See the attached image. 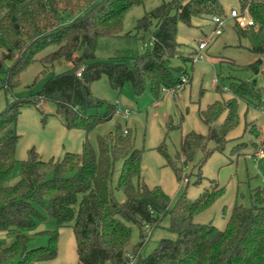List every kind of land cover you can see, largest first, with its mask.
<instances>
[{"label":"trees","instance_id":"1","mask_svg":"<svg viewBox=\"0 0 264 264\" xmlns=\"http://www.w3.org/2000/svg\"><path fill=\"white\" fill-rule=\"evenodd\" d=\"M144 1L0 0V47L7 48L0 58L1 88L12 91L21 72L48 47L56 50L45 60L59 65L72 63L70 69L49 78L42 90L0 112V234L5 235L0 238V264H41L55 259L59 230L66 226L75 234L78 264H129L126 255L132 225L138 226L141 235L133 247V264H264L263 191H255L250 207L236 204L224 230L212 223H196L194 218L215 204L223 188L212 181L199 198L191 200L185 192L170 209L169 195L160 187L150 188L142 179L141 153L131 131L125 132L119 123L114 132L97 137V148L86 140L80 153L68 152L62 160L45 161L35 149L26 160L16 158V126L24 106L39 109L40 103L50 102L65 128L89 133L119 113L116 104L92 93V83L103 76L119 91L130 82L137 95L144 93L150 82L157 99L163 90L175 91L185 85L175 78L170 64L176 57L192 61L191 56L180 53L178 26L191 27L194 18L226 17L223 5L219 0L164 2L137 22V30L150 36L144 53L129 61H98L94 52L97 39L120 36L125 13ZM245 9L255 26L236 25L237 34L247 38L249 50L259 56L251 65L259 73L264 56V1L242 0L241 10ZM183 73L186 77L187 70ZM237 86L231 85V99L217 100L200 111L208 134H186L178 156L192 161L201 151L204 163L214 152L225 151L228 135L239 125L240 102L249 98L264 101V88H257L256 80ZM103 106L107 111L102 116L88 112ZM224 116V122L216 124ZM211 141L216 145L213 149L209 148ZM235 150L240 152L237 146ZM158 151L182 181L183 171L165 143ZM118 161H123L118 180V188L126 196L123 202L117 200L113 188ZM166 216L177 238L162 239L149 256L141 258L149 237L145 225L157 227ZM51 223L55 224L53 229L39 230L40 225ZM40 238H46L47 243L38 244Z\"/></svg>","mask_w":264,"mask_h":264},{"label":"rangeland","instance_id":"2","mask_svg":"<svg viewBox=\"0 0 264 264\" xmlns=\"http://www.w3.org/2000/svg\"><path fill=\"white\" fill-rule=\"evenodd\" d=\"M168 1L171 0H146L128 10L123 17V33L120 36L97 39L94 49L97 60L109 62L113 58H121L129 61L144 53L150 36L149 33L137 30V22L146 13ZM219 1L227 16L233 9L241 11L242 0ZM214 28L211 16L194 18L191 27L179 24L177 41L181 45V55L192 56L201 42H207L208 46L203 52L204 58L197 63L183 61L179 57L171 60L175 78L182 79L183 71L187 70L185 75L188 83L175 91L163 90L159 99L153 95L150 82L141 95L135 93L130 82L120 91L115 90L106 76L92 83L94 96L108 104H116L120 112L112 120L97 125L89 133L65 128L62 119L55 114V106L50 102L40 103L39 109L33 105L24 106L16 126V158L19 161L26 160L30 150L35 149L45 161L52 158L62 160L68 152L80 153L86 140L97 148V137L114 132L116 124L119 123L125 132L131 131L135 146L141 153L142 179L150 188L160 187L169 195L170 209L185 192L188 198L196 200L205 188H210L212 181H216L223 188V194L215 204L198 214L194 221L200 224L212 223L224 230L236 204L250 207L255 191L264 192V156L257 159L254 155L264 146V101L258 102L249 98L240 102L239 125L228 135L224 152H214L204 163V153L201 151L192 161L178 156V153L186 134L192 131L208 134L209 127L200 118L201 110L217 100L226 102L231 99L232 84L239 86L245 81L256 80V87L264 88V73L261 65L259 73L252 70L251 65L259 56L249 50L250 41L247 38L238 36L233 19L228 18L223 34L219 37L212 38ZM6 50V47H0V58ZM54 50L56 47L52 46L39 52L35 62L21 72L20 82L12 91L1 88L0 80V112L8 104L42 90L49 78L72 67L69 62L59 65L45 60L46 55ZM6 67H10V62L6 63ZM218 87L221 92L217 91ZM106 111L107 107L103 106L88 112L102 116ZM224 119L225 116L216 124L220 125ZM163 143L172 159L182 169V181L178 180L174 170L166 165L167 160L158 151ZM215 146L213 141L209 143L210 149ZM235 146L239 147V153L234 151ZM122 167L123 161H118L113 176L114 193L119 202L126 199L123 190L118 188ZM18 176L17 170L14 179L17 180ZM185 179L188 182L185 183ZM170 225V217L166 216L159 226L152 228L141 249V258L149 256L162 239L177 238V234L170 230ZM46 227L53 229L55 224L40 225L39 230ZM4 237L5 235L0 234V238ZM140 241V229L132 225L127 254H132L133 247ZM37 243L46 244V238H40ZM57 250L55 259L41 264L79 263L75 234L71 226L59 230Z\"/></svg>","mask_w":264,"mask_h":264},{"label":"built area","instance_id":"3","mask_svg":"<svg viewBox=\"0 0 264 264\" xmlns=\"http://www.w3.org/2000/svg\"><path fill=\"white\" fill-rule=\"evenodd\" d=\"M228 18L233 19L235 21V24L241 28H246L249 26H255V21L253 18L250 17L247 9H245L244 11H242V10L237 11V10L233 9L229 16H226V17L212 16L211 17V21L215 26L212 38L213 37H219L223 34V29L227 23ZM207 46H208L207 42L199 43L198 51L191 56L193 63H197L204 58L203 52H204V50H206ZM261 59H262V64H261L262 72L264 73V58L261 57ZM77 75L80 77L81 73L78 72ZM182 82H183V84H186V83H188V79L186 77H183ZM119 112H120V110H119ZM254 155H255V158L261 159L264 156V146L261 149H259V151H257ZM184 181H185V183L188 182L187 179H185ZM144 230H145V233L149 236V234L152 230V226L151 225H145ZM126 257L130 260L129 264H133V262H134L133 255L127 254Z\"/></svg>","mask_w":264,"mask_h":264},{"label":"crops","instance_id":"4","mask_svg":"<svg viewBox=\"0 0 264 264\" xmlns=\"http://www.w3.org/2000/svg\"><path fill=\"white\" fill-rule=\"evenodd\" d=\"M198 51V49L197 50H195V52L194 53H196ZM259 58V57H258ZM119 108V107H118Z\"/></svg>","mask_w":264,"mask_h":264}]
</instances>
